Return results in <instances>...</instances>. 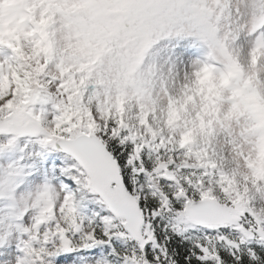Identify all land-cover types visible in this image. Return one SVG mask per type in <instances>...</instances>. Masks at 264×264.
I'll use <instances>...</instances> for the list:
<instances>
[{
    "label": "snow or ice",
    "instance_id": "1",
    "mask_svg": "<svg viewBox=\"0 0 264 264\" xmlns=\"http://www.w3.org/2000/svg\"><path fill=\"white\" fill-rule=\"evenodd\" d=\"M0 264H264V0H0Z\"/></svg>",
    "mask_w": 264,
    "mask_h": 264
}]
</instances>
